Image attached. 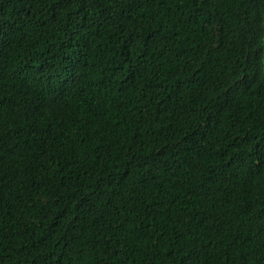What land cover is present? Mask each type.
<instances>
[{
	"label": "trees",
	"instance_id": "16d2710c",
	"mask_svg": "<svg viewBox=\"0 0 264 264\" xmlns=\"http://www.w3.org/2000/svg\"><path fill=\"white\" fill-rule=\"evenodd\" d=\"M0 264H264V0H0Z\"/></svg>",
	"mask_w": 264,
	"mask_h": 264
}]
</instances>
